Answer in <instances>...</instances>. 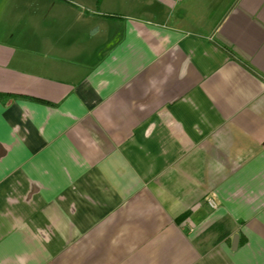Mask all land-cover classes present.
<instances>
[{"label": "crops", "instance_id": "obj_1", "mask_svg": "<svg viewBox=\"0 0 264 264\" xmlns=\"http://www.w3.org/2000/svg\"><path fill=\"white\" fill-rule=\"evenodd\" d=\"M0 264H264V0H0Z\"/></svg>", "mask_w": 264, "mask_h": 264}, {"label": "built area", "instance_id": "obj_2", "mask_svg": "<svg viewBox=\"0 0 264 264\" xmlns=\"http://www.w3.org/2000/svg\"><path fill=\"white\" fill-rule=\"evenodd\" d=\"M207 203H208V205H209L211 208H215V207H216V203H215L212 199H208V200H207Z\"/></svg>", "mask_w": 264, "mask_h": 264}, {"label": "water", "instance_id": "obj_3", "mask_svg": "<svg viewBox=\"0 0 264 264\" xmlns=\"http://www.w3.org/2000/svg\"><path fill=\"white\" fill-rule=\"evenodd\" d=\"M236 240H237V235L234 236V239H233V248L236 246Z\"/></svg>", "mask_w": 264, "mask_h": 264}]
</instances>
